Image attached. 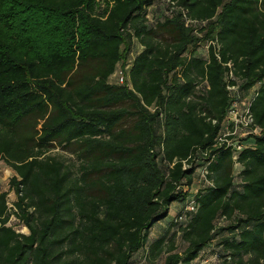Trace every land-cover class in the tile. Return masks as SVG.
<instances>
[{"label": "trees", "instance_id": "16d2710c", "mask_svg": "<svg viewBox=\"0 0 264 264\" xmlns=\"http://www.w3.org/2000/svg\"><path fill=\"white\" fill-rule=\"evenodd\" d=\"M171 1L0 0V264H264V0ZM229 61L260 130L238 151L217 144ZM174 202L179 228L148 241Z\"/></svg>", "mask_w": 264, "mask_h": 264}, {"label": "built area", "instance_id": "2783aa9c", "mask_svg": "<svg viewBox=\"0 0 264 264\" xmlns=\"http://www.w3.org/2000/svg\"><path fill=\"white\" fill-rule=\"evenodd\" d=\"M165 1L169 6V10L167 13H172L176 9V4L171 0H162ZM97 2V0H96ZM105 4L103 5V7ZM156 17L150 12L147 15V20L150 23H155ZM188 22H193L191 20H187ZM143 47L139 44V49L141 50ZM136 51H131L128 57L122 62L118 68L114 72L115 83L122 84L127 80L128 70L132 64L134 57L136 56ZM216 56L218 54L216 53ZM229 69V72L226 74V80L228 81L226 88L229 91L230 95V104L226 112V116L221 123V129L219 131V135L217 137L218 146L232 147L235 151H238L242 148L240 144V139L247 137L249 135H255L260 132L258 127L255 126L253 121L252 113L249 109V101L242 98L239 90V86L237 84L238 78L235 77L233 72V64L229 61L225 64ZM230 81H235V84H232ZM215 120H212V123H215ZM236 155L233 156V159H236ZM188 164H184L183 168H188ZM209 171L206 166L200 168L198 172L197 178V186L198 187H206L213 186L212 180L208 177ZM12 206V205H11ZM13 207V206H12ZM186 210L195 211V204L193 200H191L186 207ZM223 219V218H222ZM221 219V220H222ZM25 230V227H24ZM213 260L217 261L216 257ZM229 260V257L227 258ZM219 261V260H218ZM220 264H227L221 262Z\"/></svg>", "mask_w": 264, "mask_h": 264}, {"label": "rangeland", "instance_id": "374dc122", "mask_svg": "<svg viewBox=\"0 0 264 264\" xmlns=\"http://www.w3.org/2000/svg\"><path fill=\"white\" fill-rule=\"evenodd\" d=\"M106 1H108V0H97V7H99L101 9ZM132 49L134 51L136 49L137 50L139 49V44L137 43V41H135ZM204 50H205V48L203 47V45H200L196 48L195 53L197 55L203 56L204 52H205ZM138 51H140V50H138ZM109 81L112 83H115L114 75H112L110 77ZM251 93L252 92H249V94H251ZM249 97H246L247 101H249V99H250ZM51 154H54V155L59 154V155L65 156L66 159H68L70 162H73V159H75L74 156L63 152L59 148L53 150L51 152ZM238 169H239L238 167H236V166L234 167L235 172ZM13 174H14L13 171L8 166H6L3 163V161L0 160V191H2V192L6 191L8 193L7 204H8V207L10 209L12 208L13 203L16 200V196H15L14 192L9 189V179ZM234 181L238 182V178H235ZM196 188H197V185L195 184L194 189H196ZM180 207H181V204H178L177 202H174L171 204L169 213L164 218V220H161L159 223H156L155 226L151 228L148 241H152L153 239L159 237L161 234H163V232L166 229L170 228V230H169L170 232L175 231V230L177 231V229L179 227L176 226V224H175L176 222H174L173 219L176 216L177 212L179 211ZM9 225H11L13 228H15L19 232H26V228L24 230V226H22L13 215L10 216ZM216 225H217V227H222V226L226 225V222H224L223 220L218 218L216 221ZM218 241H219L218 238H215L212 241V246L214 248L218 247ZM176 245H177L178 251H182L184 249V247L186 246V244L180 239V237H178V235L176 238ZM199 262L200 263H198V264H219V263H217V261L213 260V258H210L209 254H206L203 258H201L199 260ZM130 264H163V257L157 259L153 263L147 262V260L145 259V249H142L135 255V258L132 260V262Z\"/></svg>", "mask_w": 264, "mask_h": 264}, {"label": "crops", "instance_id": "0c3cea01", "mask_svg": "<svg viewBox=\"0 0 264 264\" xmlns=\"http://www.w3.org/2000/svg\"><path fill=\"white\" fill-rule=\"evenodd\" d=\"M138 50H140V49H138ZM137 49L135 50L137 53L139 52ZM141 51V50H140ZM0 192H2V191H0Z\"/></svg>", "mask_w": 264, "mask_h": 264}]
</instances>
